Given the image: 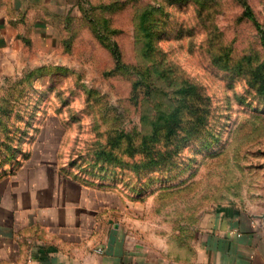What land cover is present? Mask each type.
<instances>
[{
	"label": "rangeland",
	"instance_id": "1",
	"mask_svg": "<svg viewBox=\"0 0 264 264\" xmlns=\"http://www.w3.org/2000/svg\"><path fill=\"white\" fill-rule=\"evenodd\" d=\"M55 28L0 47V180L165 235L264 208V0H84Z\"/></svg>",
	"mask_w": 264,
	"mask_h": 264
},
{
	"label": "crops",
	"instance_id": "2",
	"mask_svg": "<svg viewBox=\"0 0 264 264\" xmlns=\"http://www.w3.org/2000/svg\"><path fill=\"white\" fill-rule=\"evenodd\" d=\"M83 4L0 0V47L23 36L56 39L53 28L75 17ZM108 208L107 202L89 204L81 194L77 200L72 191L45 192L38 180L23 174L5 176L0 180V264H264L262 207L213 210L190 235L112 221Z\"/></svg>",
	"mask_w": 264,
	"mask_h": 264
},
{
	"label": "trees",
	"instance_id": "3",
	"mask_svg": "<svg viewBox=\"0 0 264 264\" xmlns=\"http://www.w3.org/2000/svg\"><path fill=\"white\" fill-rule=\"evenodd\" d=\"M241 1H243V3H244V0H241ZM247 13H249L247 10L245 11V14L247 15Z\"/></svg>",
	"mask_w": 264,
	"mask_h": 264
}]
</instances>
